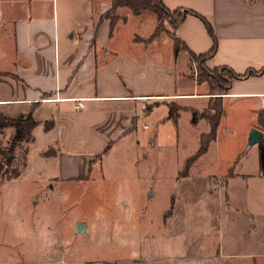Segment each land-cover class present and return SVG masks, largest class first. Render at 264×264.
Instances as JSON below:
<instances>
[{
	"label": "crops",
	"instance_id": "crops-1",
	"mask_svg": "<svg viewBox=\"0 0 264 264\" xmlns=\"http://www.w3.org/2000/svg\"><path fill=\"white\" fill-rule=\"evenodd\" d=\"M162 1L169 9L187 8L210 22L218 50L207 60L209 68L227 65L238 74L264 69V0ZM111 2L0 0V114L32 112L38 123L27 152L30 158L38 159L39 172L53 190L62 192L67 182L72 191H81L78 186L84 189L86 195L82 193L70 205L59 203L70 230L74 227L78 231L79 223L86 235L88 231L92 234V229L95 234L166 229L176 241L174 229L193 228L192 233L203 239L172 254H134L127 257L128 264H264V224L255 220L250 208L254 195L245 192L247 206L242 208L227 191L232 177L264 176L259 164L260 142L254 156L248 150L240 162H235L246 150L243 148L226 169L229 175L224 192L216 190L215 177L177 176L162 206L150 204L156 196L154 191L144 201L147 207L139 198L126 196L119 220L122 227L112 230V212L106 209L110 204L99 191L105 187L101 180L106 178L107 161L130 145L137 154L146 142L153 143L144 133L153 112L156 123L172 128L179 137L181 128L174 127L177 120L167 117L169 104L176 102L186 108L184 112H202L209 108L214 95L205 91L203 83H182L191 63L189 53H206L212 48L213 37L201 17L191 13L185 16L175 31L183 42L175 51L172 37L155 33L154 21L144 23L135 13L118 7L119 17L111 22L105 17ZM5 36L10 40L3 47ZM83 98L85 106L76 109L75 102ZM222 106L216 138L207 151L216 147L222 120L232 107L239 111L247 108L253 114L245 127V142L252 128L264 134L258 120V112L264 109V73L234 80L222 96ZM200 121L191 123L196 127ZM207 125L201 134L210 132ZM182 134L185 138L186 132ZM195 140L199 148L200 136ZM251 163L257 167H251ZM234 166L236 171L230 174ZM130 185L123 184V188ZM92 189L97 192V200L88 193ZM67 209L72 211L70 218ZM224 218L238 231L229 234V244L225 241Z\"/></svg>",
	"mask_w": 264,
	"mask_h": 264
},
{
	"label": "rangeland",
	"instance_id": "rangeland-1",
	"mask_svg": "<svg viewBox=\"0 0 264 264\" xmlns=\"http://www.w3.org/2000/svg\"><path fill=\"white\" fill-rule=\"evenodd\" d=\"M123 8L127 9L128 13H132L129 7ZM116 9L108 13L112 15L113 19L119 17ZM136 15L144 23L149 20L154 21L158 34L163 32L164 35L170 36L167 30L171 31L172 27L166 21L167 19L158 18L156 13L149 10H141ZM175 16L177 17L178 14ZM139 18H134V21ZM137 24L140 23L137 22ZM9 40L10 38L5 36L2 39V46L5 47L7 43L9 44ZM180 46L181 44L178 45V47ZM189 56L191 63L182 78V83L188 84L190 81L203 83L206 87L205 91L210 92L214 97L220 94L219 91H216V79H219L221 75L223 77L226 75V78L230 75L221 70H214V68H204L203 71L200 69L199 61L191 54ZM210 82L214 85H210ZM222 84L225 85L224 81ZM217 104H219V98L212 101L211 108L207 111L208 115L216 114L213 108ZM185 110L186 108L176 102L169 104L167 117L177 120V125L174 127L181 128L178 131L181 133L179 137L176 136V132H173L172 128L165 129L163 123H156L153 120L155 115L153 112L150 115L151 118H147L150 124L149 128L144 129V133L150 135L153 143L146 142L142 146L143 150L137 154L130 145L115 158L107 161L106 178L101 180L105 183V187L99 191L102 192L101 198L103 197L110 204L106 206V209L112 212L109 222L113 231H118L120 227V214L123 211L122 200L126 196L139 198L141 205L147 207L149 206L145 203L148 200L147 197L154 191L156 196L150 204L154 207L162 206L167 202L172 179L181 175L215 177L218 182L217 187H219L216 190L224 192L226 190L225 179L229 175L226 169L233 163L237 155L243 148L246 149L243 154L237 157L235 162L238 163L248 150H252L253 156L257 151V145L248 148V140L245 142V127L253 120V114L247 108L239 111L232 107L228 110L226 119L222 120L223 124L220 133H218L219 140L215 144L216 147H213L210 152L202 154L204 156L194 157L198 150L195 141L197 144L199 143L195 139H199L200 132L204 131L203 127H206L205 125L209 122L201 118L195 127L191 123V113L184 112ZM207 127L209 126L207 125ZM11 131L12 128L6 129L3 134H0V139L6 142ZM183 132H186L185 138ZM37 160L36 157L30 158L28 153L25 166L20 167L22 171L17 178L0 180V264H128L127 257L134 254H172L181 251L188 245L192 246L191 243L194 241L196 244L203 241L198 233H192L193 228L174 229L176 241H173V235L169 236L166 229L103 234H95V230L92 229V234L88 231L87 235L85 231L79 229L76 231L74 227L73 230H70L71 227L66 223L67 219L63 218L59 203L70 205L75 198L82 193L86 195V193L81 186H78L81 191L70 190L68 182L64 185L62 192H59L57 188L53 190L52 184L46 181L43 172H39L40 164ZM194 162L197 164L193 165ZM184 164H186V168L179 169ZM253 165L251 163V167L254 168L256 165ZM235 167L232 168L230 174L235 173ZM218 171L225 172L220 174ZM230 181L227 191L234 196L240 207L247 206L245 192H252L251 194L254 196L250 198L252 200L250 208L256 214L255 220L264 224L262 210L264 208V176L249 178L236 176L232 177ZM127 183L131 185L124 189L123 184ZM149 187L150 191L146 193V197H143L145 195L143 192ZM88 193L90 196H94L93 199H98L97 192H94L93 189ZM113 200L117 203L113 202L112 204ZM79 205L81 204L79 203ZM124 207H126L125 210H128L126 205ZM133 208H135V204H133ZM223 209L221 207V210ZM66 212L67 218H70L71 209L70 211L67 209ZM62 219H64V225ZM224 222L225 241L229 244L227 241L229 234L233 231L234 234H238V231L235 226H228L226 218H224ZM126 224L133 225L129 222L124 223V225ZM171 230L173 231V229ZM196 244L194 243V245ZM259 247L258 249H261ZM171 249H173L172 252L169 251ZM93 259L102 261L93 262Z\"/></svg>",
	"mask_w": 264,
	"mask_h": 264
},
{
	"label": "trees",
	"instance_id": "trees-1",
	"mask_svg": "<svg viewBox=\"0 0 264 264\" xmlns=\"http://www.w3.org/2000/svg\"><path fill=\"white\" fill-rule=\"evenodd\" d=\"M125 6L129 7L135 14H139L141 10H149L151 12L156 13L158 18L167 19L166 21L172 27L171 31H167L170 34V37H172L173 42H175V51L178 50V45L183 43L176 36L175 31L183 22L185 16L191 13L201 17L206 25L207 30L213 37L212 48L206 53L189 54L194 56V58L199 61L201 65L200 69H203V71L204 68H211L207 66V60H209V58L217 52L218 41L210 22L206 18L199 15L197 12L187 8L169 9L163 3L162 0H112L111 7L105 13V17L110 18L111 22H114L115 19H113L112 15L108 13H110V11H112L113 9ZM175 14H178V16L176 17ZM157 32L158 31L156 29L155 33ZM214 70H221L222 72H227L230 77L226 78V75L224 77L223 75H221L219 76V79H216V91H219L218 93L220 94L211 98L208 109L202 112H199L194 109L191 110V121L193 123H196L201 118H204L209 122L211 126V130L209 133L201 134L199 144L200 147L198 148L194 157L207 153L210 143L216 138L217 128L220 124V119L224 112V107L222 106V96L226 95V93L229 92L232 82L234 80L245 79L251 76L264 73V69H248L246 72L238 74L227 65L215 67ZM223 81L225 85L222 84ZM210 85L214 84L210 82ZM210 87L211 90H213L212 86ZM216 98H219V104H217L214 108L212 107L216 111V114L208 115L207 111L210 110L211 103ZM258 120L259 124L264 126V109L258 112ZM37 123L38 122H36V120L32 116V112H28L26 114L18 116H7L4 114H0V134H3L6 129L12 128V131L8 137L9 139L6 142L0 139V180H10L13 178H17L21 174L22 170L20 167H22V165L25 166V159H27L28 154L27 143L33 140L32 130L37 125ZM259 150V164L261 165L262 175H264V137L260 140Z\"/></svg>",
	"mask_w": 264,
	"mask_h": 264
},
{
	"label": "water",
	"instance_id": "water-1",
	"mask_svg": "<svg viewBox=\"0 0 264 264\" xmlns=\"http://www.w3.org/2000/svg\"><path fill=\"white\" fill-rule=\"evenodd\" d=\"M263 136L264 134L262 133V131L259 130V128H252L249 132L247 147L251 148L253 146H256L263 138ZM77 226L79 230L84 229V226L81 223H79Z\"/></svg>",
	"mask_w": 264,
	"mask_h": 264
},
{
	"label": "built area",
	"instance_id": "built-area-1",
	"mask_svg": "<svg viewBox=\"0 0 264 264\" xmlns=\"http://www.w3.org/2000/svg\"><path fill=\"white\" fill-rule=\"evenodd\" d=\"M74 106H75L76 109L83 108L85 106L84 105V98L83 99H77V101L75 102Z\"/></svg>",
	"mask_w": 264,
	"mask_h": 264
}]
</instances>
